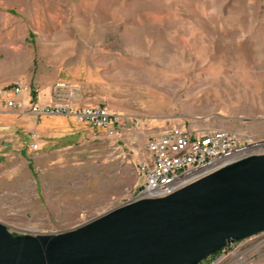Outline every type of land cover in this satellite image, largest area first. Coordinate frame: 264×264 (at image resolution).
Instances as JSON below:
<instances>
[{
  "label": "rangeland",
  "instance_id": "rangeland-1",
  "mask_svg": "<svg viewBox=\"0 0 264 264\" xmlns=\"http://www.w3.org/2000/svg\"><path fill=\"white\" fill-rule=\"evenodd\" d=\"M15 81L31 96L77 83L82 103L126 116L127 131L61 116L40 129L30 104L6 107ZM173 129L264 143V0H0V223L10 234L70 231L127 203L145 145ZM241 250L243 264H264V233Z\"/></svg>",
  "mask_w": 264,
  "mask_h": 264
},
{
  "label": "water",
  "instance_id": "water-1",
  "mask_svg": "<svg viewBox=\"0 0 264 264\" xmlns=\"http://www.w3.org/2000/svg\"><path fill=\"white\" fill-rule=\"evenodd\" d=\"M262 233L264 154L70 231L13 236L0 223V264H201L229 243Z\"/></svg>",
  "mask_w": 264,
  "mask_h": 264
},
{
  "label": "built area",
  "instance_id": "built-area-1",
  "mask_svg": "<svg viewBox=\"0 0 264 264\" xmlns=\"http://www.w3.org/2000/svg\"><path fill=\"white\" fill-rule=\"evenodd\" d=\"M25 93H29L26 84L18 81L13 82L2 93L6 107L10 110L21 109L22 96ZM82 98V88L79 84L59 81L50 87L48 104L45 106L30 104L29 112L37 117H71L94 128L102 129L108 135L113 134V131L116 130L127 131L129 119L126 116L114 113L104 105L81 106ZM171 145H177V140H171ZM163 148L159 144H146L145 157H149L153 151ZM257 151H264V143L256 145L231 144V140L224 139L202 141V146H199L196 151L190 152L186 160L163 158L156 163H150V170H143L142 166L141 183H145V190H138L136 196L132 198V202L171 195L222 169L223 163L231 165L257 155ZM145 171H153V178H145ZM251 238L229 243L224 249L201 264H243L245 256L244 250L242 251L241 248Z\"/></svg>",
  "mask_w": 264,
  "mask_h": 264
},
{
  "label": "bare ground",
  "instance_id": "bare-ground-1",
  "mask_svg": "<svg viewBox=\"0 0 264 264\" xmlns=\"http://www.w3.org/2000/svg\"><path fill=\"white\" fill-rule=\"evenodd\" d=\"M221 139L231 140V144H257L253 143L249 137L237 135L235 133L218 131L212 132L208 135L199 136L178 129L170 130L164 135L149 140L147 144H159L164 148L153 151V154H150L149 157L138 164L137 174L139 185L133 192L132 197L129 198L128 202H132V198L136 196L138 190H145V183H141L142 166L143 170H150V163H156L159 159L163 158L186 160L187 157H189L190 152L196 151L199 149V146H202V141ZM171 140H177V145H171ZM262 154H264V151H257V155ZM228 165H230V163H223V168ZM145 178H153V171H145Z\"/></svg>",
  "mask_w": 264,
  "mask_h": 264
},
{
  "label": "crops",
  "instance_id": "crops-1",
  "mask_svg": "<svg viewBox=\"0 0 264 264\" xmlns=\"http://www.w3.org/2000/svg\"><path fill=\"white\" fill-rule=\"evenodd\" d=\"M59 82V81H58ZM56 82H52L49 85H45L43 86L39 91L36 90L35 93L31 95H29L28 93H25V97L22 98L23 104L27 105L28 104H37L38 106H45L46 104H48L49 101V92H50V87L51 85H53ZM45 98V100L43 99ZM98 105V104H97ZM97 105H90V104H84L81 103V106H88V107H92V106H97ZM33 120H41L40 121V129H45L48 127L50 120L47 117H37L35 115H33L30 119L29 122L30 124L33 123ZM30 128H34V125H30Z\"/></svg>",
  "mask_w": 264,
  "mask_h": 264
}]
</instances>
